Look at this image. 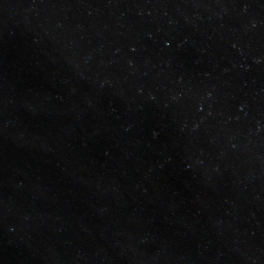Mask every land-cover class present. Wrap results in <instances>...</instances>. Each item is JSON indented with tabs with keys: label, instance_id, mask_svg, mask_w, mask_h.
Returning <instances> with one entry per match:
<instances>
[{
	"label": "water",
	"instance_id": "95a60500",
	"mask_svg": "<svg viewBox=\"0 0 264 264\" xmlns=\"http://www.w3.org/2000/svg\"><path fill=\"white\" fill-rule=\"evenodd\" d=\"M0 264H264V0H0Z\"/></svg>",
	"mask_w": 264,
	"mask_h": 264
}]
</instances>
